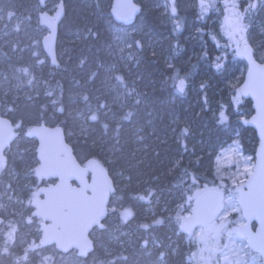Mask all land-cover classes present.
Returning a JSON list of instances; mask_svg holds the SVG:
<instances>
[{"label":"trees","instance_id":"obj_1","mask_svg":"<svg viewBox=\"0 0 264 264\" xmlns=\"http://www.w3.org/2000/svg\"><path fill=\"white\" fill-rule=\"evenodd\" d=\"M27 1L0 0L1 12L6 18L11 13L27 17L43 30L36 22L38 0L29 15ZM59 1L66 8L58 36L60 65L50 67L51 76L34 93L16 100L5 96L10 105L6 116L21 129L7 153L18 171L9 189L10 196H17L13 208L19 215L0 211L3 227L15 229L30 213L39 185L37 142L28 134L34 124L62 126L78 160H100L115 191L106 228L93 232L95 250L88 258L40 249L37 232L27 245L7 239L0 264H204L206 258L220 259L216 246L223 247L226 231L235 232L240 213L222 224L218 215L209 228L217 227L215 238L211 230L197 237L185 224L203 192L234 189L218 166L223 150L239 141L244 154L255 159L252 103L238 91L247 66L233 33L264 63V0H176L175 12L164 11L166 0H136L143 12L129 28L113 21L112 0ZM229 21L237 22L232 29ZM116 27L142 31L141 45L135 46L139 56L124 64L112 57ZM21 46L43 55L39 45ZM221 112L224 123L219 122ZM17 144L20 151L13 155ZM2 175L0 199H5L2 183L8 174ZM247 256L243 264L254 259L261 264L257 254Z\"/></svg>","mask_w":264,"mask_h":264},{"label":"water","instance_id":"obj_2","mask_svg":"<svg viewBox=\"0 0 264 264\" xmlns=\"http://www.w3.org/2000/svg\"><path fill=\"white\" fill-rule=\"evenodd\" d=\"M49 1L38 0L42 9L38 23L48 30L41 46L51 66L58 67L59 27L66 8L59 1L51 14L46 11ZM142 12L143 6L136 0H112L110 7L113 21L126 28L133 26ZM243 60L247 69L239 93L252 103L249 125L256 133L258 145L251 174L234 190L243 219L235 231L264 264V63L256 59L251 45L244 48ZM28 134L37 142L34 173L40 186L39 195L31 198L30 205L32 216L39 221V248L54 247L60 254L76 252L78 257L88 258L95 250L93 232L106 228L115 182L100 160H78L62 126L34 124ZM18 136L17 125L0 115V163H6L7 153ZM223 201L219 190L203 192L196 200L190 221L208 229L216 221ZM4 224L5 218L0 216V231Z\"/></svg>","mask_w":264,"mask_h":264},{"label":"rangeland","instance_id":"obj_3","mask_svg":"<svg viewBox=\"0 0 264 264\" xmlns=\"http://www.w3.org/2000/svg\"><path fill=\"white\" fill-rule=\"evenodd\" d=\"M58 3L59 0H50L46 7V11L53 14L58 6ZM201 5L205 6L206 3L201 2ZM163 6L164 11H166L168 7V9L175 12L176 0H166V4L164 3ZM1 8L2 7L0 6V115H8L10 105L5 96L9 94L14 100H16L19 96L34 93L41 81L51 76L52 71L50 70V63H43L45 62V59H47L44 52H42L43 55L40 57L38 56L36 48L28 49L24 52L21 46V42L24 43V45L26 42H29L31 45H39L42 48L41 40L45 35L48 34V30L46 28H43L41 31L35 29L33 23H31L30 19L27 17L25 18L26 20H23L18 15L12 16L11 13V15H8V18H6L1 12ZM25 9H28V15L35 11V8H33V0L27 1ZM38 10H42L40 6L38 7ZM36 22L38 23V16ZM236 23V21L235 23L233 21H229V27L232 29L233 24ZM114 34L115 42L112 49V57L117 62H130L139 56V50L135 48V46L137 47L141 45L139 39L142 38V31L140 29L126 30L116 27L114 29ZM233 40L237 47L239 45L241 46V56L243 57V50L248 44L245 40L238 37L236 31L233 33ZM110 79L111 78H109V81ZM113 88L115 87L113 86ZM17 127L20 131L21 127L19 125ZM82 131L84 132L85 129H79V136L82 134ZM19 148L20 147H18L17 144L13 155H17L19 153ZM8 155L9 154H7V158H9ZM254 161L255 159L253 160L252 156L244 154L239 141H236L233 146L223 150V153L219 157V169L225 172L224 178L232 181L234 185L233 190L228 189L226 193H223L224 203L221 209L223 213L220 211L221 214H219L220 216L217 220V222H220V224L225 222V220L234 214L240 213L241 215L238 205V194H236L234 190L236 186L245 183V180L253 170ZM3 164H5V166H3ZM6 170L7 172H5ZM4 173L8 174V178L2 183V196L5 197V199H0V211L5 213L12 212L18 216L19 213L13 208V203L15 202L14 200H16L17 196H10V191L13 188L9 189L11 181L16 183L18 171L15 169V165L13 162L11 163L10 159H8L6 163H0V177L3 176L2 174ZM37 194L38 193L36 191L34 195ZM22 203L23 201L21 200L20 204L22 205ZM20 207L22 209V206ZM32 218L31 209L29 214L27 213L25 216H23L22 221L16 225L15 229L13 227L2 228L0 232V251L4 249L3 245L7 239H9V241H15V243L20 245L28 244L29 238L33 237L35 233L39 232V222L37 221L36 225H34L35 222L32 221ZM242 222L243 219L238 223V225ZM185 228L191 229L192 232L196 233L197 237L198 235L203 233L205 234L211 230H209V228H203L196 221H190L189 225L185 224ZM215 231H217V227H214L211 230V232H213V234L211 233L212 238L217 236ZM223 237L226 240V242L223 244V247L219 245L216 246V249L219 250L221 258L219 259V257L216 256L212 257V259L208 261L206 258L204 264H243L242 259L247 258V255L252 252L247 246L246 242L237 236L236 231H226L223 234ZM39 238L40 232L38 235V241ZM248 264H259V262L254 259Z\"/></svg>","mask_w":264,"mask_h":264},{"label":"snow or ice","instance_id":"obj_4","mask_svg":"<svg viewBox=\"0 0 264 264\" xmlns=\"http://www.w3.org/2000/svg\"><path fill=\"white\" fill-rule=\"evenodd\" d=\"M221 67H222V65H220V64L216 65L217 69H220ZM180 87H181V90H182L183 89V81H181ZM235 100H236V103H239V97H236ZM226 120H227V117H226L225 113L221 112L220 113V121L219 122L220 123H224V122H226ZM246 123H247V121H246Z\"/></svg>","mask_w":264,"mask_h":264},{"label":"flooded vegetation","instance_id":"obj_5","mask_svg":"<svg viewBox=\"0 0 264 264\" xmlns=\"http://www.w3.org/2000/svg\"><path fill=\"white\" fill-rule=\"evenodd\" d=\"M39 222V221H38ZM40 232V231H39ZM41 234V233H40ZM51 248H54V247H51ZM55 249V248H54Z\"/></svg>","mask_w":264,"mask_h":264},{"label":"bare ground","instance_id":"obj_6","mask_svg":"<svg viewBox=\"0 0 264 264\" xmlns=\"http://www.w3.org/2000/svg\"><path fill=\"white\" fill-rule=\"evenodd\" d=\"M60 28V27H59ZM120 64H124V63H120Z\"/></svg>","mask_w":264,"mask_h":264}]
</instances>
